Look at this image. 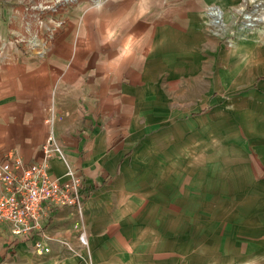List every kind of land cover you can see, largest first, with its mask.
Listing matches in <instances>:
<instances>
[{"label":"crops","instance_id":"0c3cea01","mask_svg":"<svg viewBox=\"0 0 264 264\" xmlns=\"http://www.w3.org/2000/svg\"><path fill=\"white\" fill-rule=\"evenodd\" d=\"M38 1L0 0V160L8 150L40 160L52 108L56 136L83 175V206L50 213L49 250L14 238L0 221V264H183L180 247L158 240L143 156L150 147L136 145L153 129L135 124L144 107L166 105L167 89L197 85L213 68L230 71L232 51L218 48L210 9L227 21L243 0H82L61 7L64 26L43 55L20 41L36 31L26 6ZM51 164L65 172L59 159Z\"/></svg>","mask_w":264,"mask_h":264},{"label":"rangeland","instance_id":"374dc122","mask_svg":"<svg viewBox=\"0 0 264 264\" xmlns=\"http://www.w3.org/2000/svg\"><path fill=\"white\" fill-rule=\"evenodd\" d=\"M56 1L46 2L56 9L32 16L39 31L37 11L62 20L51 45L65 23ZM237 6L230 20L211 17L218 48L232 51L230 71L213 68L197 85L189 79L176 94L167 89L166 105L144 107L135 124L153 129L136 145L150 147L143 156L152 170L146 178L159 210L158 240L169 251L180 247L183 264H264V0ZM211 80L223 87L213 90Z\"/></svg>","mask_w":264,"mask_h":264},{"label":"built area","instance_id":"2783aa9c","mask_svg":"<svg viewBox=\"0 0 264 264\" xmlns=\"http://www.w3.org/2000/svg\"><path fill=\"white\" fill-rule=\"evenodd\" d=\"M47 1L49 0L29 2L26 8L33 11L32 15L35 9H56L54 3L48 4ZM67 1L57 0L56 4L63 3L60 7H64L68 4ZM44 12L39 14L37 11V18L40 28L44 26L45 30L39 31L38 28L30 36L20 37V41L26 44L28 51H35L41 55L47 51L51 41L49 39L53 38L62 22V20L56 21L42 16ZM210 12L213 19L216 17L215 23L222 22L220 9L211 7ZM48 21L53 23L47 24ZM51 110V115L47 118L49 131L42 145L40 160L28 162L12 150H8L5 157L0 160V184L2 185L0 221L9 223L14 238L33 243L36 250L50 249L46 244L48 238L46 221L53 210L64 206L81 210L83 206L81 192L83 175L81 170L73 164L64 145L56 136L54 126L56 118L52 108ZM52 159H59L64 163L65 172L62 175L53 173ZM79 238L82 243H87L84 230L80 232Z\"/></svg>","mask_w":264,"mask_h":264},{"label":"bare ground","instance_id":"6f19581e","mask_svg":"<svg viewBox=\"0 0 264 264\" xmlns=\"http://www.w3.org/2000/svg\"><path fill=\"white\" fill-rule=\"evenodd\" d=\"M221 15V14H220ZM220 18H221V16H220Z\"/></svg>","mask_w":264,"mask_h":264}]
</instances>
